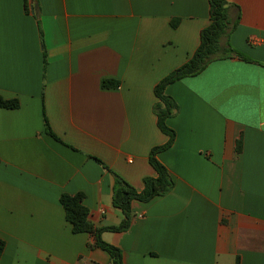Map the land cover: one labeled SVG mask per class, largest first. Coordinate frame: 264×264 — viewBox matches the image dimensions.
<instances>
[{"label": "crops", "instance_id": "obj_1", "mask_svg": "<svg viewBox=\"0 0 264 264\" xmlns=\"http://www.w3.org/2000/svg\"><path fill=\"white\" fill-rule=\"evenodd\" d=\"M226 1L232 20L240 16L229 42L250 61L217 60L167 87L176 139L157 159L174 187L133 202L126 231L103 233L125 264H264V0ZM37 7L39 21L24 0H0V96L20 103L0 107V264H109L91 234L72 232L61 195L83 193L97 227L124 220L112 204L114 175L139 192L157 176L150 152L169 138L154 88L198 48L210 3ZM104 79L120 86L103 89Z\"/></svg>", "mask_w": 264, "mask_h": 264}, {"label": "trees", "instance_id": "obj_2", "mask_svg": "<svg viewBox=\"0 0 264 264\" xmlns=\"http://www.w3.org/2000/svg\"><path fill=\"white\" fill-rule=\"evenodd\" d=\"M25 10L33 12L39 21L37 0H24ZM210 3V24L201 31L200 44L196 51L190 56L186 63L164 77L154 88L157 102L153 106V111L157 117V125L162 133L168 136L166 144L154 147L150 152V164L156 172V177H146L143 181V190L138 191L131 184L127 183L119 175L115 174V184L113 190L112 204L115 208L122 211L125 218L118 226L97 227L89 221L90 211L84 205L85 196L83 193L76 195L62 194L60 203L65 211L66 219L72 227L74 234L88 233L94 237L93 248H99L109 254V264H125L123 252L118 247L108 244L102 238L104 232H123L126 231L132 221V204L135 201L147 203L156 197L168 194L174 187V180L167 169L158 159L157 155L169 149L175 142L176 132L171 129L167 121L178 112L176 101L166 94L169 85L181 81L185 78L195 77L201 74L209 64L217 60L232 57H239L245 61L249 58L235 50L229 42L230 33L237 27L240 16L233 21L230 15L232 5L226 0H209ZM179 20L172 22L176 27ZM42 35V31H41ZM47 61L44 60V72L46 71ZM103 89H116L120 82L113 79L102 80ZM19 100H5L0 96V107L7 109H17ZM45 127L47 133L56 138L48 119L44 114ZM237 151H241L239 141ZM102 163L100 160H98ZM103 164V163H102ZM5 250V242L0 239V258ZM235 264H240L237 258Z\"/></svg>", "mask_w": 264, "mask_h": 264}]
</instances>
